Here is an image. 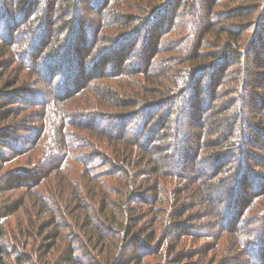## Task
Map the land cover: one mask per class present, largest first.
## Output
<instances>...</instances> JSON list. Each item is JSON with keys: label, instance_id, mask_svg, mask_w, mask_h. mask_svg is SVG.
Instances as JSON below:
<instances>
[{"label": "rangeland", "instance_id": "obj_1", "mask_svg": "<svg viewBox=\"0 0 264 264\" xmlns=\"http://www.w3.org/2000/svg\"><path fill=\"white\" fill-rule=\"evenodd\" d=\"M69 1L30 0L20 8L18 0H0L1 242L10 253L32 258L28 264H57L68 242L79 249L80 264H107L116 252L115 264L138 256L142 264H264V2L189 0L192 7H186L168 0L158 7L154 0L130 31L119 29L112 37L109 25L124 22L115 24L111 15L129 0ZM235 9L258 17V24L248 25L251 38L242 47L241 61L225 52L211 60L215 51L208 45L200 51L207 60L196 63L188 83L175 88V60L185 62L198 44L188 30L200 34L212 23L220 30L244 25L225 16ZM26 17L33 19L31 26L23 22ZM201 68L207 73H198ZM143 83L158 90L140 88ZM170 86L177 99L160 110L146 108L148 102L165 100ZM97 88L100 94L117 90L122 96L109 101ZM127 99L137 103L128 108ZM181 108L187 114L180 115ZM212 122L221 135L233 122L244 138L236 137V129L230 141L219 143ZM155 146L167 150L152 152ZM115 149L121 155L135 150L132 166H124L132 178L120 170L91 183L83 162L114 158ZM211 153L223 156L209 165ZM226 154L231 159H223ZM92 169L112 172L111 167ZM87 181L107 188L108 207L118 220L108 222L100 212L103 195L97 189L89 213L93 226L104 228L103 241L92 237V227H83L90 208L72 205L69 183L81 184L85 196ZM134 193L142 197L126 199ZM124 200L141 218L136 231L146 233L134 242L125 239L118 250L128 223L121 215ZM113 233L117 241L110 238ZM150 234L151 246L145 243L146 249L136 251ZM83 241L89 253L81 249ZM126 245H131L128 252Z\"/></svg>", "mask_w": 264, "mask_h": 264}, {"label": "trees", "instance_id": "obj_2", "mask_svg": "<svg viewBox=\"0 0 264 264\" xmlns=\"http://www.w3.org/2000/svg\"><path fill=\"white\" fill-rule=\"evenodd\" d=\"M74 0L72 1H69V3L73 2ZM132 0H129V4L127 6H121V5H118L117 6V9L115 8V10L113 11V15H111V20L112 21H115L114 23L116 24L118 21H120L121 23H123V25L121 24H117V25H109V28L112 32V37L116 34V32L119 30L120 33L124 34L126 31H130V28H133L134 25H135V22H137V20H140V19H137L136 17L137 16H140L142 13H147V9H148V2H150L151 6L154 4V0H134L135 2L131 3ZM168 0H158L157 1V5L158 7L164 5ZM173 1V0H172ZM251 1L253 0H243V3H251ZM260 2H264V0H259ZM19 2V7L20 8H25V5H27L26 3H29L30 4V0H18ZM176 2H180L179 6H188V7H192V2L189 1V0H176ZM173 3V4H176ZM134 3H137V4H134ZM232 3H235L234 0H232ZM28 4V6H29ZM224 5V4H223ZM146 6V7H145ZM154 6V5H153ZM156 6V5H155ZM153 8V7H152ZM25 10V9H24ZM127 11L128 16H119L120 14V11L121 12H124V11ZM133 10H137L139 11L140 13L137 14L136 12H133ZM159 9H157L158 11ZM143 11V12H142ZM137 14V15H136ZM226 17L229 16L231 17V19H234L236 20L237 23H245L244 25H239L238 26H241V27H230V28H227V29H223V30H220L217 28L216 25H214L213 23L209 25V27L207 28L206 32L204 33H198V31H195L193 29H189L188 30V34H189V37L190 38H193V37H197L198 39V44H197V47H196V51H193V53H191V56L188 57L187 59H185L186 61L185 62H182L181 60V63L179 62L180 60H175L176 63H178V67L176 70H173L172 72H175L176 75H174L172 78V82H173V86L175 88L179 87L180 84L182 83H188L187 81L189 80L188 78V74H191L192 73V69L193 67H196V63H198L201 59H204V60H207V58L205 57H202L201 55V50H206L205 47L210 45V49H213V51L215 52H210L212 54H210V59L211 60H217L220 58V56L223 54V52L227 53L230 58L236 60V61H241V58H243L244 56L241 54L242 52V47L245 45V41H247L248 39H250V34L251 32L249 33V35L246 34L247 31L250 30V23L252 24H258V17H257V13L254 12V11H249V10H243V9H235V10H232L231 12H229L228 14L225 15ZM228 17V18H229ZM136 20V21H134ZM27 22L30 26L32 25L31 23L33 22V19L32 18H24L23 19V22ZM131 23H134L133 24V27H130L129 25ZM126 24V25H125ZM247 24V28H244L245 25ZM234 25V24H233ZM237 25V24H236ZM237 28V29H236ZM242 28V29H241ZM246 29V30H245ZM124 30V32H123ZM172 32V30H170L168 33L170 34ZM119 33V34H120ZM198 33V34H197ZM223 33L226 34V39H222V35ZM117 34V35H119ZM216 34V41L214 42H211V39H214L215 37L213 35ZM119 36H122V35H119ZM105 37H103L102 39H100L101 42H103ZM16 41V40H15ZM19 42V41H18ZM99 43V39L97 41ZM100 42V43H101ZM16 43V42H14ZM26 42H24L23 45H25ZM42 44V43H41ZM39 44V46L41 45ZM49 49H53V44H50L49 45ZM170 49V48H168ZM210 49H207V50H210ZM172 50V49H170ZM191 51L188 50V48H185L183 53H185L186 55L190 54ZM164 53H168V51L164 52ZM189 56V55H188ZM223 56V55H222ZM159 60L162 59V60H165L164 58H158ZM208 62V61H207ZM132 67L129 66L128 68H126V70H131ZM179 69V70H178ZM207 68H201L199 70H197L198 73H204L206 74L207 71L205 70ZM181 73L180 75H178V73ZM188 78V79H187ZM173 86H170V89L168 88L167 91H171L167 94V98L163 101H160L158 103H153V104H148V106H146L147 109H151L152 107H156L158 110H160L161 108H163V106H165L167 103L169 102H173L175 99H177L180 95H176V96H173L172 93H174L173 91H175L173 88ZM140 88H154V87H150V85H147L146 83H143L141 85ZM132 88H129V90H125L124 91V95L125 96H129L131 95L133 89L131 90ZM146 89V90H147ZM153 91H157L158 88H154L152 89ZM101 92V88H97V91L96 93L97 94H100ZM114 93H112L111 91H106V92H102L100 95L102 96H107L108 100L109 101H116V100H119V96H122L120 95V92H118L117 90L114 91ZM239 92V88H237L235 91H233V93H238ZM166 93V92H165ZM164 93V94H165ZM114 94V98H112ZM151 99V98H149ZM125 103L123 105H126L128 108H131V107H134V105L137 103V101H133L132 99H127L124 101ZM237 105L235 106V109H236ZM155 108V109H156ZM239 109V107H238ZM187 110V109H186ZM185 110V111H186ZM236 111V110H235ZM180 115H183L185 112L183 110V108H181V110L178 112ZM187 114V113H185ZM230 120V119H228ZM227 122V120H226ZM235 125V126H234ZM211 126H212V129H215V133L216 134H220L219 137V143H222V142H226L228 140V137L231 136V135H234V131L237 129L238 131V127H236V124H234L232 122L231 124V129L228 130V134L226 135H221L222 133V129L221 127H219L218 125H215L214 122L211 123ZM240 129V128H239ZM114 131V129H113ZM112 131V132H113ZM123 133V132H122ZM114 134V133H113ZM124 135L127 136V134H122L121 136L122 137H125ZM180 135H183V132L180 133ZM166 136V135H164ZM236 137L240 138L241 140L244 138V134H243V130L240 129L238 131V134H236ZM126 138V137H125ZM125 138H121L122 140H124ZM122 140H119V141H122ZM127 140V139H125ZM136 141H139L135 138ZM230 141V139L228 140ZM144 144V143H143ZM207 145H211L210 141L209 142H206ZM204 146V144H203ZM145 148V147H144ZM147 146H146V150H147ZM155 149V150H154ZM153 149L152 152L155 151V153H163L165 150H167V148L165 147H161V146H155ZM172 149V148H171ZM134 151L135 150H132L131 152L129 153H124L123 155H121V153L115 149V153H114V158L108 156L106 160L104 158L103 161H100L99 159H95L96 162H94V160L90 161V162H86L84 161L83 164L87 166V170H88V174L91 175V177H89L87 175V177L90 178V181H92L91 183H94L95 181H97L98 178H100L101 176H104V175H107L108 177L110 175H116V173H119L120 170L124 171L125 175H128V177H131L132 178V174H131V171H130V174H128V169L125 168L124 166H132L133 164V156H134ZM243 154V153H242ZM116 155V156H115ZM223 155H221V153H211L209 154L206 159V162L210 165L211 162H208L210 160H218L219 158H221ZM226 157H228V159H231V156L226 154L225 157H223V159H225ZM67 163V161H66ZM88 163H91V164H88ZM122 163L123 165L119 166V164ZM95 168V169H99V168H102V167H111L112 169V172L111 170L110 171H107V172H99V173H96L94 169L92 168ZM156 170H159V167L155 165L154 167ZM242 166L238 165V170L241 169ZM151 169V168H150ZM154 171V170H153ZM102 173V174H101ZM108 173V174H107ZM119 175V174H117ZM228 181V180H227ZM88 182V181H87ZM90 183V182H88ZM88 183H84V185H86L84 187V191L86 190L87 194L85 196H83V189H81L80 185L79 184L78 186L77 185H73V184H70V186H73L71 188L72 190V193L74 194V197L75 199H73V202H72V205H77L78 209H81V210H85V209H89L85 212V216H86V219L84 221V225L83 227L85 229H88V227H92L91 230L89 231L92 235V237H95V236H98L96 237L99 241H103L106 239V234H105V231L103 230L104 228H102V226H93L92 224V218L93 216L89 213L90 211H94V209L92 208V203L93 200H95V197L97 196V189L102 193L103 195V199H101V201L99 202L100 204V212L101 213H104L105 217H107V221H113L114 223H118V220L116 219L117 217L114 216L113 214V211L112 209H109V202H108V198H107V195L105 194V189L107 188H104L103 185L102 186H97V185H92L91 183L88 184ZM222 184H225L226 183V180H223L221 182ZM83 186V185H82ZM65 188H69L68 185H66ZM83 188V187H82ZM230 188V187H229ZM150 191H152L153 193V196L155 197L157 195V191H156V187L154 186ZM89 196L91 197V199H89ZM139 194L137 193H134L132 195H128L126 199H128L129 197H132L131 199L135 200L136 198H139ZM142 197V196H140ZM120 203V202H119ZM129 201L128 200H124V201H121V206H123V212H121V215L125 217V220H126V223L128 221V223L126 224V226H123L125 228V235L120 238V241L122 240L121 244L122 246H119L117 247V249L121 250V248L123 249V243H125V239H127L126 242H134L136 237H140L141 235L145 234L146 231L144 229H142L141 231H136V226H137V222H140L141 218L138 217V214H137V210H134L133 209V206L131 204H129ZM71 207V206H70ZM94 227V228H93ZM3 228L2 226L0 225V264H10L8 261L9 260H6V259H10V261H12L13 264H28L29 261H32V258H29L23 254H20L18 253L17 251H15V253H10L9 249L4 246V244L1 242V239H3ZM138 232V234L136 233ZM56 233H52L51 236H52V239H56ZM115 236H112L110 237L111 239L117 241L116 239L119 237V235L117 234L116 236V233H113ZM95 238V239H96ZM148 240L143 242H139L136 246H135V250L138 251V250H141V249H146V248H143L145 245V243H147V246L150 247L151 244L154 242V238L153 236L150 234L147 236ZM51 239V237H50ZM82 244V248L84 253L88 252L89 253V246L87 245V243H85L84 241L81 243ZM116 244H119V243H116ZM127 244V243H126ZM73 245H75L74 243L72 242H68V244L66 245V248H64L63 250V254L60 258V260L58 261L57 264H80V261L79 259L76 257L77 255V251L79 249H77L76 247H73ZM42 248L41 249H44V246L41 245ZM131 245H126L125 247V250L126 252H128V248L130 247ZM148 251V250H147ZM115 253V252H114ZM113 258L114 260H108L107 264H115L117 263V258L119 256L118 252H116L115 254H113ZM112 256L109 258L111 259ZM135 261L136 263L135 264H142V258H140L139 256L137 258H133L132 260H128V261H125L124 263L125 264H130V262L132 261ZM133 261V262H134ZM123 263V264H124Z\"/></svg>", "mask_w": 264, "mask_h": 264}]
</instances>
